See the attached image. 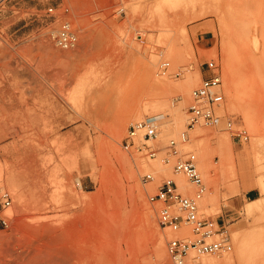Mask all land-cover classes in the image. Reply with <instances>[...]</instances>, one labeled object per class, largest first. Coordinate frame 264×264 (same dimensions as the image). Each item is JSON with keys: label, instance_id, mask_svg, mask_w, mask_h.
<instances>
[{"label": "rangeland", "instance_id": "obj_1", "mask_svg": "<svg viewBox=\"0 0 264 264\" xmlns=\"http://www.w3.org/2000/svg\"><path fill=\"white\" fill-rule=\"evenodd\" d=\"M49 6L68 7L74 48L54 44L63 16ZM210 58L215 119L188 130L174 153L166 145L186 128ZM148 116L159 128L155 156L122 146L128 125ZM189 151L206 185L199 214L230 238L222 252L236 256L239 229L235 264H264V0L0 3V183L12 196L0 264H174L166 243L178 232L159 225L149 195L167 177L178 182L172 165Z\"/></svg>", "mask_w": 264, "mask_h": 264}, {"label": "built area", "instance_id": "obj_2", "mask_svg": "<svg viewBox=\"0 0 264 264\" xmlns=\"http://www.w3.org/2000/svg\"><path fill=\"white\" fill-rule=\"evenodd\" d=\"M2 1L0 0V3ZM47 12L63 16L56 33L52 36L54 44L62 49L74 48L78 38L68 17V7L49 6ZM204 64L205 75L191 90L192 102L187 107L186 128L180 132L178 139L171 138L166 145L174 153L177 152L178 143L188 140V130L198 124H211L215 119L213 108L215 100L212 92L220 84V74L214 58L206 60ZM168 69L169 61H161L159 72L166 74ZM228 126H231V121H228ZM245 133V129H241L234 136L240 141L242 136L246 137ZM158 134L157 121L148 116L128 125L122 146L126 149L134 147L140 151H146L149 156H155L157 149L150 141L156 139ZM172 170L174 174H183L186 177L187 181L194 186L193 192L182 193L183 187L174 178L167 177L158 186L156 192L149 195V199L159 201L157 209L159 225L178 232L166 243L167 252L174 264H198V258L201 255L230 250L229 236L225 234L215 237L217 230L207 218L199 214V200L205 192L206 185L198 170L196 154L189 151L185 156L178 157L172 165ZM152 178L150 172L144 175V180ZM11 205V192L0 183V228H6L11 223ZM188 227L193 233L192 237L184 236Z\"/></svg>", "mask_w": 264, "mask_h": 264}, {"label": "bare ground", "instance_id": "obj_3", "mask_svg": "<svg viewBox=\"0 0 264 264\" xmlns=\"http://www.w3.org/2000/svg\"><path fill=\"white\" fill-rule=\"evenodd\" d=\"M190 83H191V81H190ZM137 112L139 114V111H137ZM118 125L119 124H117V127L118 128L115 127V129H119V126ZM227 141H228V139H227ZM254 142H255V140H254ZM155 164L156 163H154L152 161H149V162H147L146 166L151 171H155V170L158 169V165L156 166ZM177 178H178V182L180 184L186 183L185 182L186 181L185 178L182 177L181 175L178 174L177 175ZM247 182L249 183V181H247ZM259 206H260V203H258V202H251V203L248 202V204L246 206V209L247 210H250L253 207H259ZM233 234H234V237L236 239H239L240 240L239 241V246H238V249H237L236 256H234L232 253H229V252L228 253L227 252H222V253H217V255L215 257H213V258L201 260V263L202 264H235V261L236 260H240L241 257L243 256L244 251H245V236H244L245 233L244 232H241V230H239V229H235L234 232H233ZM157 250H158V255H160V256L164 255V249L162 247L161 248L159 247Z\"/></svg>", "mask_w": 264, "mask_h": 264}, {"label": "crops", "instance_id": "obj_4", "mask_svg": "<svg viewBox=\"0 0 264 264\" xmlns=\"http://www.w3.org/2000/svg\"><path fill=\"white\" fill-rule=\"evenodd\" d=\"M225 216H226L225 213H223L222 215L218 216V217L216 218V223H217L218 225H221L222 223H224V221H225Z\"/></svg>", "mask_w": 264, "mask_h": 264}]
</instances>
